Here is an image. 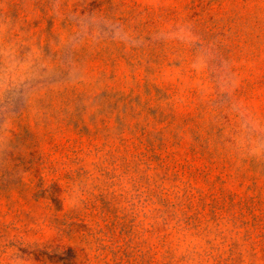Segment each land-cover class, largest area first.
Segmentation results:
<instances>
[{
  "label": "rangeland",
  "instance_id": "374dc122",
  "mask_svg": "<svg viewBox=\"0 0 264 264\" xmlns=\"http://www.w3.org/2000/svg\"><path fill=\"white\" fill-rule=\"evenodd\" d=\"M0 264H264V0H0Z\"/></svg>",
  "mask_w": 264,
  "mask_h": 264
}]
</instances>
